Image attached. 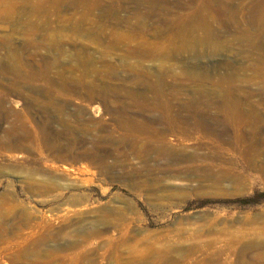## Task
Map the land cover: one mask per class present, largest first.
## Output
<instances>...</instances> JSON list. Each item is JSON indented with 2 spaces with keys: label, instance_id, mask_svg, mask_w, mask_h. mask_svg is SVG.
<instances>
[{
  "label": "rangeland",
  "instance_id": "1",
  "mask_svg": "<svg viewBox=\"0 0 264 264\" xmlns=\"http://www.w3.org/2000/svg\"><path fill=\"white\" fill-rule=\"evenodd\" d=\"M40 1L0 0V12L7 2L16 4L10 20L0 21V264H240L241 256L248 264H264L257 261V251L244 250L254 239L247 233L264 226L251 223L264 215L262 175L249 169L246 188L225 181L222 189H213L177 157L207 156L209 162L191 165L194 170L226 159L239 167V157L206 140L164 147L161 136L176 127L162 112L138 104L144 94L152 97L145 88L156 83L161 66L165 83L158 91L167 96L178 91L173 103L184 107L170 116L203 120L201 131L226 139L233 130L214 110L185 106L199 89L212 93L220 78L238 79L244 82L234 83L231 93L246 110L255 105L263 130L264 65L253 63L255 52H246L245 44L228 36L229 51L217 55L193 47L177 59L137 63L138 54L72 31V24L85 16L94 33L130 34L131 45H137L139 36L116 25L114 16L87 15L82 6L69 7L72 0L63 1L59 10L50 5L47 18L22 10ZM228 4L238 11L235 20L241 27L253 32L247 23L251 0ZM29 23L39 27L36 34L26 31ZM215 28L227 33L220 23ZM170 35L157 40L148 32L142 40L165 42ZM56 38L63 42L57 44ZM15 57L23 63L17 66ZM43 58L57 61L44 78L39 73ZM89 58L93 62H86ZM12 66L19 73L8 72ZM175 76L181 82L176 86ZM108 89L115 95L105 102L99 90ZM212 96L216 100L220 94ZM162 148L178 153L165 156ZM64 166H85L89 172L67 173Z\"/></svg>",
  "mask_w": 264,
  "mask_h": 264
},
{
  "label": "bare ground",
  "instance_id": "2",
  "mask_svg": "<svg viewBox=\"0 0 264 264\" xmlns=\"http://www.w3.org/2000/svg\"><path fill=\"white\" fill-rule=\"evenodd\" d=\"M63 1L66 0H41L36 6H24L22 10L47 18L51 14L52 7L50 5H55V9L59 10ZM118 1L120 0H108L110 6H106L104 3L105 0H72L69 3V7L75 8L76 6H82L87 11V15H95L96 12H99L100 15L103 14L105 17L109 15L114 16L116 25L131 29L134 32V35L139 36L140 41L137 45H131L132 36L130 34L123 35L118 32H113L111 35H101L94 33V28L87 25L85 16L78 22L72 24V31L78 35L87 37L96 43H106L110 48L123 49L129 54H138L141 58L137 63H142L145 59H177L180 55L193 47H205L211 54L217 55L218 53L229 51V47L225 44L224 40L228 36H233L238 43L246 45V52H255L258 56L257 61L253 63H262V65H264V0H251V4L249 5L247 23L253 32L243 29L241 23L235 20L238 16V11L233 10L228 3L236 0H185L184 2L183 0H124V2L118 7L112 6ZM5 6L6 9H2L0 12V21L2 23H7L10 20V15L16 8V4L7 2ZM121 13L125 14L121 15ZM95 16H97V14ZM218 23L226 28L225 31L228 34H224V32L218 31L215 28V24ZM90 24L92 26L95 25V23ZM150 27H154V29L151 30ZM26 29L27 32L36 34L39 27L34 23H29ZM168 31H171V35L165 42L150 43L147 40H142L144 39V35L148 32H151L158 40L165 36ZM55 40L57 44L63 42L61 38H56ZM30 45L34 46V43L31 42ZM86 62L93 61L89 58ZM14 63L18 66L21 65L23 61L21 57H15ZM42 63L44 69L43 72L39 73H41L40 76L44 78L47 76H45L47 71L54 68L57 61H50L48 58H43ZM80 64L86 65L87 63ZM12 67L15 68L14 66ZM16 68L12 69L8 67L7 70L8 72L14 70L16 73H19V68L18 70ZM159 69L161 76H157L156 83L147 85L145 88L148 93L152 94V97H148V95L144 94L140 98V96L134 92H130L129 97L134 99V101H138L140 98V101H138L139 105H142L151 111L162 112L165 121L173 127H176L161 136V139L163 140L162 145L164 144V147L168 148L176 146L177 144L174 143L175 141L180 143L184 141H211L215 143L216 146H218L217 148L221 151L226 150V153L236 154L241 160L242 165L238 167L237 163L226 159L220 161V163H217L216 165L209 163L211 166L208 168H205L208 165L207 164L202 170H194L191 168V165H195L196 163L199 164L203 161L207 163L208 161L206 159L207 156L204 157L200 155H181L180 159L177 157L179 163H183L185 168L189 171L200 172V174L205 177L204 179H207L211 183L210 186L213 189L218 190L223 188L225 181H230V183L237 187L248 186L249 179L244 172L249 169H254L264 178V129L261 130L263 121L258 116L257 109L253 107L255 106L253 103H251L250 109L246 110L243 104L233 96L234 93H231L232 86L234 89L237 87L233 85L234 83L240 82L241 84L244 81L236 79L233 82H228L224 78H220V80L215 83V89H212V93L204 92L199 89L196 91L198 96L185 106V108L192 109L193 111H196L199 107L200 109L202 107L208 112L214 110L213 112H216V114L220 116L221 124L227 125L233 130L232 134L224 139L220 136L211 135L207 132L201 131L200 128L202 127L201 123L203 120L200 121L198 118H194L192 121H188L183 118L173 119L170 116L174 111L182 108L184 109V107H179L178 109L173 103L179 98L180 93L178 91L173 90L169 96L158 91V89L165 83L163 77L166 74V68L160 66ZM259 71H261V69H259ZM169 73L173 74V71H169ZM16 75L18 76V74ZM34 76L36 75L33 74L32 77L34 78ZM173 78V85L176 86L181 83L178 77L175 76ZM195 83L198 84L199 82ZM68 90L70 92L80 91L72 87H69ZM236 90H239V88ZM99 91V96H101L102 100L105 102L108 101V98L111 96L114 97L115 95V92L109 89ZM216 94H220V97L215 100L212 95ZM247 97L250 99L252 98L251 95ZM245 129L251 130L254 134L246 137L243 132ZM162 153L165 156L170 155L171 157H175V154L178 152L173 154L171 151L169 152L168 149L162 148L160 154ZM173 163L175 164V162ZM213 168H215V171L217 172H215ZM63 170L67 173L71 171L76 172L77 174L89 172V168L85 166L76 169L64 166ZM250 184H252V182H250ZM241 189H243V187ZM249 219L247 220L246 218L245 222L247 223ZM255 222H261L262 225H264V215H257L254 218V222L251 221L252 225H254L253 223ZM251 223L249 225H251ZM256 226L257 225H255V227ZM259 227L260 226L251 229L252 232L247 233V235L253 236L254 241L252 240V242H248L244 247V250L246 252L252 250L257 251L255 254L257 261L259 260V262H263L264 226H261V228ZM247 230L249 231V229ZM240 232L242 233L243 231ZM243 234L245 237L244 232ZM245 259L246 257H239V263L248 264L245 262L247 261ZM259 264L262 263L260 262Z\"/></svg>",
  "mask_w": 264,
  "mask_h": 264
}]
</instances>
